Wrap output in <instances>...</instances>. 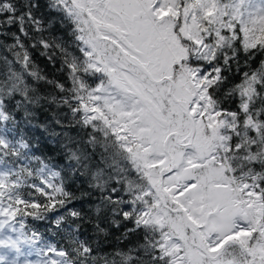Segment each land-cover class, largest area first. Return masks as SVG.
I'll return each instance as SVG.
<instances>
[{"label":"snow or ice","instance_id":"obj_1","mask_svg":"<svg viewBox=\"0 0 264 264\" xmlns=\"http://www.w3.org/2000/svg\"><path fill=\"white\" fill-rule=\"evenodd\" d=\"M0 264H264V0H0Z\"/></svg>","mask_w":264,"mask_h":264}]
</instances>
